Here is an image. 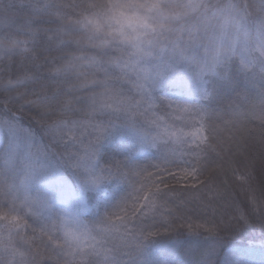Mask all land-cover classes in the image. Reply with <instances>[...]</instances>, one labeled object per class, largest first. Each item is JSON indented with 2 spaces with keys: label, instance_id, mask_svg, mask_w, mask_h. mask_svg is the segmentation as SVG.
<instances>
[{
  "label": "snow or ice",
  "instance_id": "snow-or-ice-1",
  "mask_svg": "<svg viewBox=\"0 0 264 264\" xmlns=\"http://www.w3.org/2000/svg\"><path fill=\"white\" fill-rule=\"evenodd\" d=\"M20 4L19 20L0 16V264H130L161 232L180 264H237L219 258L220 233L264 231V152L258 170L251 155L264 148V0ZM124 137L135 156L105 162ZM114 180L123 195L85 220L88 194Z\"/></svg>",
  "mask_w": 264,
  "mask_h": 264
},
{
  "label": "trees",
  "instance_id": "trees-1",
  "mask_svg": "<svg viewBox=\"0 0 264 264\" xmlns=\"http://www.w3.org/2000/svg\"><path fill=\"white\" fill-rule=\"evenodd\" d=\"M0 16L14 17L19 20L22 16L20 0H12L11 3H9V0H0ZM191 88L194 90L195 84L189 86L167 85L160 94L174 97L187 96L190 93ZM227 135L228 134L226 133V136ZM252 135L258 139V130L253 131ZM2 143H4V138L0 137V144ZM116 145H119V147L109 145L107 146V150L101 151V156L104 158L105 162L113 159V157L123 159L135 156L136 146L127 137L116 141ZM262 152H264V148H261L260 145L253 141L251 155L255 157L257 170L259 169ZM232 167L239 168L237 177L245 171L239 163H234ZM60 174L66 183L79 188L78 181H76V177L70 170L65 169ZM220 179L227 182L229 191L233 193V196L238 201H243L245 199V194L239 187L237 180L233 177L231 170L227 172V175H221ZM125 187L126 185L122 181L114 180L106 184L102 190L89 193V211L83 218L89 221L94 220L98 214L102 213L105 208L110 207L123 195ZM214 207L216 209L215 215L217 221H219L222 217L228 218V214L231 213V209L226 204H223V202L221 204L214 205ZM202 214L211 215V209L203 212ZM193 221L195 224L201 222L195 220V217L193 218ZM85 222L87 223V221ZM183 230L185 231V236H188L190 240L195 241L203 238V236L189 234L190 230L187 229V226H185ZM172 235L174 234L161 232L157 236L150 237L148 240L144 241L141 248L135 251L133 255L136 256V254H139L140 259L145 257L151 262V264H157V261L160 259H167L170 261V264H180L185 257L178 252H171L168 250L167 239L168 236ZM203 235H206V233ZM220 235L223 238V247L220 250L221 255L219 257L221 260L229 258V254H232L231 258L236 260L237 264H264V231H261L258 227L248 231H224L221 232ZM163 252H168V255L162 256L161 253Z\"/></svg>",
  "mask_w": 264,
  "mask_h": 264
},
{
  "label": "rangeland",
  "instance_id": "rangeland-1",
  "mask_svg": "<svg viewBox=\"0 0 264 264\" xmlns=\"http://www.w3.org/2000/svg\"><path fill=\"white\" fill-rule=\"evenodd\" d=\"M139 257H140L139 254H136V256L133 255L130 258L131 259L130 264H151V262L148 261L147 258L143 257V259H140ZM126 259L128 258L126 257Z\"/></svg>",
  "mask_w": 264,
  "mask_h": 264
}]
</instances>
